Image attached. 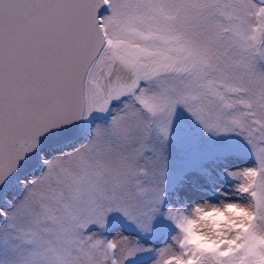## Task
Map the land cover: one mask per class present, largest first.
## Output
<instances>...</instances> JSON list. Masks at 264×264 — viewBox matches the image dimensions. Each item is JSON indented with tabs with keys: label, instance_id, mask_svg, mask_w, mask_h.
Listing matches in <instances>:
<instances>
[{
	"label": "snow or ice",
	"instance_id": "obj_1",
	"mask_svg": "<svg viewBox=\"0 0 264 264\" xmlns=\"http://www.w3.org/2000/svg\"><path fill=\"white\" fill-rule=\"evenodd\" d=\"M0 264H264V0H0Z\"/></svg>",
	"mask_w": 264,
	"mask_h": 264
}]
</instances>
